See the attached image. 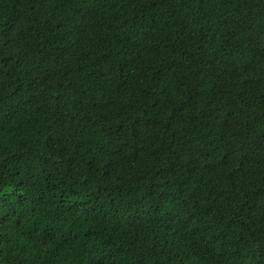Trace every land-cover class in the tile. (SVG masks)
<instances>
[{"label":"trees","instance_id":"trees-1","mask_svg":"<svg viewBox=\"0 0 264 264\" xmlns=\"http://www.w3.org/2000/svg\"><path fill=\"white\" fill-rule=\"evenodd\" d=\"M0 264H264V0H0Z\"/></svg>","mask_w":264,"mask_h":264}]
</instances>
